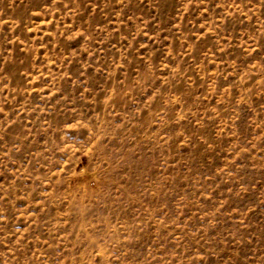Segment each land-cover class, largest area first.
I'll use <instances>...</instances> for the list:
<instances>
[{
  "label": "rangeland",
  "instance_id": "rangeland-1",
  "mask_svg": "<svg viewBox=\"0 0 264 264\" xmlns=\"http://www.w3.org/2000/svg\"><path fill=\"white\" fill-rule=\"evenodd\" d=\"M0 264H264V0H0Z\"/></svg>",
  "mask_w": 264,
  "mask_h": 264
}]
</instances>
